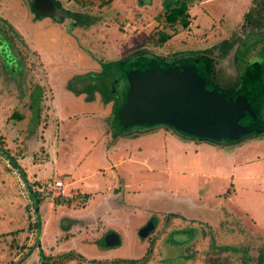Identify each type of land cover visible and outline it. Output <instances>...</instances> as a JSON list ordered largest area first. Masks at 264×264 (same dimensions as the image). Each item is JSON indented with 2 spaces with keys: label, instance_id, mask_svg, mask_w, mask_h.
<instances>
[{
  "label": "rangeland",
  "instance_id": "rangeland-1",
  "mask_svg": "<svg viewBox=\"0 0 264 264\" xmlns=\"http://www.w3.org/2000/svg\"><path fill=\"white\" fill-rule=\"evenodd\" d=\"M175 1L62 0L85 12L66 31L50 18L29 19L13 8L14 0H0V34L12 40L7 46L0 36V264H41L40 251L51 259L43 264H124L109 261L115 257L137 259L131 264H264V177L263 186L250 178L232 187L227 177L224 183L199 179L187 148L169 154L176 149L171 138L150 139L172 129L125 135L117 122L126 78L110 74L118 68L103 63L138 50L168 56L209 52L215 55L214 87L228 92L248 65L264 60V38L245 17L247 11L264 16V0H185L187 26L165 21L164 7ZM173 31L158 41L161 33ZM225 39L230 44L220 54ZM261 134L246 135L242 141L253 140L227 149L232 155L220 175H238L232 166L236 151L242 150L237 163L264 156ZM194 141L215 149L234 142ZM148 149L159 155L162 171L174 168L162 179L142 158ZM5 151L32 189H41L39 229L30 192ZM209 161L221 160L211 154ZM260 162L240 165L239 172L261 176ZM110 170L123 175L113 187ZM56 180L63 181L58 194L52 188ZM108 187L109 196H100ZM71 196L75 201L65 203ZM149 218L154 224L149 236L139 235ZM109 231L119 237L117 245L105 244ZM148 244L150 254L139 261Z\"/></svg>",
  "mask_w": 264,
  "mask_h": 264
},
{
  "label": "water",
  "instance_id": "water-1",
  "mask_svg": "<svg viewBox=\"0 0 264 264\" xmlns=\"http://www.w3.org/2000/svg\"><path fill=\"white\" fill-rule=\"evenodd\" d=\"M185 66L154 64L128 69L125 99L115 112L122 129L167 124L182 135L215 141L261 131L257 101L250 103L243 94L227 95L212 85L209 88L199 69ZM152 229L153 222L148 221L138 233L146 236ZM119 241L112 231L104 237L109 246Z\"/></svg>",
  "mask_w": 264,
  "mask_h": 264
},
{
  "label": "trees",
  "instance_id": "trees-1",
  "mask_svg": "<svg viewBox=\"0 0 264 264\" xmlns=\"http://www.w3.org/2000/svg\"><path fill=\"white\" fill-rule=\"evenodd\" d=\"M164 8H165L164 14L166 16L165 21H167V23H169V24L180 23L183 26H187V24H188V20H187L188 19V13H187V3L185 0H177V1L173 2V5L166 4V6ZM245 17L247 19H249V20H247V22L251 21L250 22L251 25L256 26V28L253 30L256 33L260 32L262 34L260 36V38H264V35H263L264 34V30H263V28H264V16L262 15V13H256L252 16V11H247L245 14ZM250 18H252V19H250ZM260 24H262V25H260ZM174 31L172 33H161L160 36L158 37V41L163 42L164 40H167L170 36H172V34L175 33ZM0 36H1V34H0ZM1 37L7 40V42H6L7 46L9 45V42L12 41L9 34L4 35V36L2 35ZM245 42H248V40L246 39ZM229 44H230V42L227 39H225V41H223L222 45L219 47V49H220L219 53L221 54V50L226 51L227 49L225 47ZM9 47H11V46H9ZM239 49H240V46L238 47V51H239ZM208 53L209 52H205V54H203V53L199 54L198 55L199 57L190 58L192 61L189 59V56H187V57H185V60H187V61L190 60L193 64H195L196 67L199 68V70L201 69L203 71V74L205 75V77H207L208 76L207 74H209V76L207 77V82H208V84L210 82H212V86H214V84H213L214 81H213L212 75L214 72L213 62L215 60V55L212 57ZM15 59H16V56H15ZM159 60H164V58L159 57V56H150L147 58V57H144L142 53H140L139 58L133 59V60L130 58L124 59L121 61V63L118 62L119 65L117 64V62L116 63L108 62V63H106V65H105V63H103L104 64L103 68H106L107 66H110L112 64L118 68V70L116 72L121 71L122 73H125L131 67H136V66H141V65L142 66H151V65H154L155 63H157ZM176 63H178V61ZM246 69H247L246 70V76L245 77L241 76L234 86L228 88V90H227L228 92H226L221 87H220L221 90L220 89L219 90L226 93L227 95L243 94L249 99L250 103H252V102L254 103L256 101L259 103V106H258L259 114H260V118L263 119L262 120L263 121L262 129L260 132H251L248 135L260 136V135H262L261 133H264V117L261 114L262 110L264 113V60H255L253 63L248 65ZM209 77H211V78L209 79ZM122 101H123V99H122ZM37 114H38V111H37ZM192 138H194V137H192ZM244 138L245 137L243 136L240 139H233V140L231 139L228 141L237 142V141H240L241 139H244ZM194 139H199V140L204 139V140H208L211 142H218V141L208 139V138H194ZM6 154L9 158L10 162L12 163V165L14 167H17V170L22 175V177L25 181L26 187L28 188V191L30 192V195L32 197L31 203H32V207L34 209L35 218H36L34 223H35V226L37 227V229H39V218L40 217H39V211H38V204L40 201V197L38 196V194H40L41 189L38 191L33 190L31 187V183L26 179V174L24 173V171L19 166V163L17 162L15 157L12 155H9L7 152H6ZM42 186L44 189L45 185H42ZM74 197L75 196H71L70 198H65L64 199L65 203H68V204L72 203L73 201H75ZM57 201H58V199H57ZM148 236H149V233L145 237H148ZM150 246L151 245H149V244L147 245V248L144 251V254L142 255V257L139 259V261L144 260L148 256V254H150V251H151ZM67 253H69V251L66 252V255H67ZM76 256L79 257L78 254H76ZM40 258H42L41 264H43V261L51 260L50 258L45 256L44 253L41 251H40ZM109 261L114 262V263L122 262L124 264L125 263L131 264L133 262H137V259L115 257ZM105 262H106V260H105Z\"/></svg>",
  "mask_w": 264,
  "mask_h": 264
},
{
  "label": "crops",
  "instance_id": "crops-1",
  "mask_svg": "<svg viewBox=\"0 0 264 264\" xmlns=\"http://www.w3.org/2000/svg\"><path fill=\"white\" fill-rule=\"evenodd\" d=\"M149 128H151V127H145L146 130H139V127H134V128H131V129H123V130H125V135H127V134L130 133V130L132 132L133 131L144 132V131H149L150 130ZM172 132L171 133H168V134L159 135L157 137L156 136H152L150 139L155 140V139H160L161 138V139H164L165 140L166 138H169V139L171 138V141L170 142L172 143V146L175 147L177 150L176 149L175 150H171V149H173V148H171L170 149L171 151H170L169 154L178 155L180 153V151H185L183 149L184 148H187L188 149V152H190L193 155L194 160H195V163L197 165V167L195 168V171H194L195 172V175L194 176H198L199 179H201V178L202 179H206L209 182V181H214L215 178H217L218 179V182L221 181V182L224 183L225 181L223 179H225L227 177L229 179V182L226 184V186L229 185V186L232 187V186H235L237 183H241V181H239L240 179H242L245 182H250L249 180L251 178V180L252 179H255L256 183H257V181H259L260 182L259 184L263 186V183L261 181H262V178L264 177V174L261 175V176H258V177H252L250 175L245 174L247 172L246 170L239 172V170L241 169L239 166L240 165L247 166L248 164H250V162L251 163H254V161H256V160H257V162H260V160H261L260 164H262V161H264V156H261V157L255 156V157H253L251 159L249 157H244L241 162L237 163L236 162V159H237L238 155H240V153H241L242 150L241 151H236L237 154L235 155V159L233 158L232 159L233 161L232 160L231 161L232 162H235L232 166H234L235 168H237V174L238 175H235L234 171L232 173H226V174H222V175H220V173H219V171L222 170V167L221 166H224L225 165L224 160H228L231 157V155H232V154H230L227 151V149H230L232 147H233L232 149H234V146H237V145H240V144H241L240 146H244V145H242L243 142H244V140L242 141V139H241V142L240 141H237V142L234 141V142H230V143H221V145H222L221 149H215V148H213L212 145L205 144L203 142L194 141V138H192V137H188V136L182 135L181 133H178L176 131H172ZM250 139L253 140L252 138H249L248 140H250ZM196 140H198V139H196ZM248 140H246L244 143L248 142ZM152 145L154 147L156 146L154 144H152ZM153 146H150V147H153ZM148 150L149 151H146V152L149 153V154L145 153L144 155H142L143 156L142 158H144V156L147 157L146 161H149L151 167L153 169H155L157 175L160 176V178L162 179L163 176L165 175V173L168 170L171 171L174 168L173 167H169V169L162 171L161 168H158L157 167V165L159 164V161H160V157H158L159 155L157 156L156 155L157 154L156 152L153 153L154 150H151V149H148ZM178 150H180V151H178ZM234 150H236V149H234ZM205 153H207L208 155L206 157L202 158L204 160V163H205V166H203L202 165L203 164V162H202L203 160L201 161L200 159H201V156L203 154H205ZM138 154L139 153H136L137 157L139 156ZM211 154L216 155V156H219V158L221 160L219 164H216V165L215 164H211V162L209 161V156ZM178 158H180V157L179 156H176L174 158V161H176V159H178ZM197 159H198L199 162H196ZM162 161L163 160H161V162ZM129 165L130 164L128 163V166ZM234 167H233V169H235ZM248 168H250V167H248ZM112 171L113 170H110L111 181L109 183L112 184V187H113V186H116L118 184L117 183V179H118L117 176L120 178V176L122 174L120 173L121 174L120 175L119 173H117V174L115 173V175H114V172H112ZM248 172H249V170H248ZM260 178H261V180H260ZM124 186H122V188L123 189H126V191H128L127 190L128 188L126 187V184ZM109 187L106 190H104L106 192L103 193V194H100V196L103 195L102 197H104V195H106V194H108V196H109V193L108 192L109 191H112V189H113L112 187L111 188H109ZM254 187H255V185H254ZM62 188H63V181H62ZM255 188L256 189L258 188V189L262 190L263 187L260 186V187H255ZM117 189H118V186L115 188V190L117 191ZM74 195H76V194L74 193ZM206 196L207 195H204V197H206ZM107 205H108V207L111 206L112 205L111 204V201ZM109 211H107V213H105V215H107L109 213ZM140 228L141 227H139V229Z\"/></svg>",
  "mask_w": 264,
  "mask_h": 264
},
{
  "label": "flooded vegetation",
  "instance_id": "flooded-vegetation-1",
  "mask_svg": "<svg viewBox=\"0 0 264 264\" xmlns=\"http://www.w3.org/2000/svg\"><path fill=\"white\" fill-rule=\"evenodd\" d=\"M76 4V3H75ZM16 8V9H21V11H24L25 12V16H28L29 19H32V17H34V20H41L43 18H50L51 20H53L54 23L60 25L61 27H63L66 31L68 30L69 27H77V26H74L76 24L75 23V16L78 15V14H85L84 11H80L76 8H72L68 5V3H63L62 0H14V3H13V8ZM12 8V9H13ZM23 13V12H22ZM43 13H46L44 15L41 16V14ZM31 16V17H30ZM36 16H41V18H36ZM63 21L66 22L67 24L64 23L63 25ZM32 20L29 21V23H31ZM135 53H131V56L130 57H123L121 59H115L114 61H109L111 63H116L118 64L121 63L122 60L124 59H127V58H130V59H137L139 58V50L138 51H134ZM143 56L144 57H150V56H159V57H162L164 58V60H159L157 63L155 64H161V65H178V64H183V65H187V69H193V68H197L199 69L198 67L195 66V64H193L191 61L190 58L192 57H199L198 55L199 54H202V52L200 53H197V52H187V53H172L171 55H165V54H162V53H155V52H142ZM189 56V61L185 60V57ZM178 63H176L177 61ZM160 62V63H159ZM119 65V64H118ZM142 66V65H141ZM185 68V69H186ZM186 69V70H187ZM201 71V75L202 77L204 78L205 75L203 74V71L200 69ZM126 73V72H125ZM125 73H123L125 75ZM110 74H114V75H117V74H122L121 71L119 72H111ZM209 76V74H207ZM207 76V77H208ZM206 77V78H207ZM211 77H209L210 79ZM208 83V82H207ZM209 84L212 85V82H210ZM214 85L216 83H213ZM126 88H127V84H126V87H125V92H124V97H123V101L125 99V94H126ZM123 101H120L119 102V105L117 107V109L119 108V106L123 103ZM116 109V111H117ZM116 115V114H115ZM117 117V115H116ZM119 123V121H117ZM120 125V123H119ZM121 126V125H120ZM169 127L170 129H172L174 131V129L172 127H170V125H167V124H156V125H152L150 126L151 128L149 129H153L155 127ZM148 129V128H147ZM139 130H146L145 127H139ZM148 221H152V219H148ZM146 221L145 224L148 222ZM145 224H143L142 226H144ZM141 226V227H142ZM151 231V230H150ZM149 231V233H150Z\"/></svg>",
  "mask_w": 264,
  "mask_h": 264
},
{
  "label": "built area",
  "instance_id": "built-area-1",
  "mask_svg": "<svg viewBox=\"0 0 264 264\" xmlns=\"http://www.w3.org/2000/svg\"><path fill=\"white\" fill-rule=\"evenodd\" d=\"M52 188L55 190L56 194L60 193L62 190V181L61 180L54 181Z\"/></svg>",
  "mask_w": 264,
  "mask_h": 264
}]
</instances>
